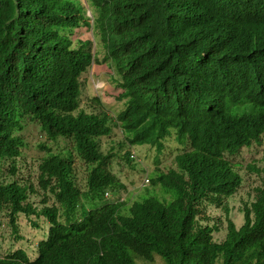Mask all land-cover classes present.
I'll return each instance as SVG.
<instances>
[{"label": "trees", "instance_id": "1", "mask_svg": "<svg viewBox=\"0 0 264 264\" xmlns=\"http://www.w3.org/2000/svg\"><path fill=\"white\" fill-rule=\"evenodd\" d=\"M89 2L99 54L118 70L115 82L122 90L123 107L114 116L106 110L96 115L68 114L78 104L74 103L80 92L76 77L92 58L90 53L70 49L73 29L92 25L78 1L73 5L69 0H0V166L19 153L23 141L14 133L21 127L20 117L33 116L34 104L41 105L45 94L52 95L56 108L64 112L54 124L65 131L76 127L79 149L87 155L83 158L107 176L103 184H113L115 176L99 160L94 143L100 133L110 131L107 123L113 120L153 143L176 127L181 146L177 169L154 180L160 188L132 203L126 214L119 211L125 203H119L92 210L85 221L64 226L51 213L54 225L48 239L39 243L38 259L13 251L0 256V264H140L137 259L151 264L157 256L164 264H264V167H250L261 178L253 188L254 198L242 207L240 227L228 217L225 238L216 241L219 227L210 224L213 217L208 214L215 207L229 215L228 199L244 181L225 157L243 145L261 143L264 126L258 121L252 127L242 107L213 113L204 96L208 86L216 90L221 75H239L219 62L231 57L241 60V36L263 32L264 25L225 19L243 0ZM197 15H205L198 29ZM221 25L234 35L230 53L205 40L206 33L217 32ZM62 29L67 36L59 35ZM263 42L264 34L254 36L243 52L247 57L255 55ZM41 47L54 53L48 74L32 60L41 54ZM168 95L171 102H183L189 124L157 113L156 101ZM69 163H60L61 168ZM52 164L54 170L60 168ZM61 170L55 174L61 176ZM5 192L0 189L3 217L13 206L8 197L3 199ZM58 198L70 211L78 193L61 192Z\"/></svg>", "mask_w": 264, "mask_h": 264}, {"label": "clouds", "instance_id": "2", "mask_svg": "<svg viewBox=\"0 0 264 264\" xmlns=\"http://www.w3.org/2000/svg\"><path fill=\"white\" fill-rule=\"evenodd\" d=\"M69 1L73 5L78 1L92 23L90 27L81 25L73 29L69 34L74 42L70 49L90 53L92 58L88 64L81 68L76 77V80L79 81L80 92L76 95L74 103L78 104L76 108L73 107L69 110L68 114L74 117L80 112L96 115L106 110L111 116H114L116 110L122 108L124 103L119 95L122 90L115 82L119 79L118 70L114 64L110 67V63L104 61L105 54L103 56L99 54L100 46L94 28V11L89 0ZM195 18L197 20L196 29H198L204 21L205 15H197ZM225 19L236 21L238 24L258 23L264 25V0H243L238 10L229 12ZM58 33L63 36L68 35L66 29H62ZM262 34L264 31L241 36L243 40L242 59L231 57L219 62L228 70L239 75H221L216 90L213 85H210L207 94L204 95L207 105L213 113L237 110L242 107V112L247 114V120L252 127L258 121L264 126V99L262 98L264 95V42L262 48H259L255 55L247 57L243 49L251 38ZM233 39L234 35L226 31L222 25L217 32L211 30L205 35V40L209 45L221 48L226 53H230L233 49ZM53 58L52 51L42 48L41 54L32 60L41 72L48 74L52 69ZM98 61L102 63H98ZM89 71L90 73H88ZM169 73L174 75L175 70L171 69ZM104 86L102 93L100 89ZM170 97L172 96L168 95L156 101L155 110L157 113L174 117V119L189 124L184 119L186 107L183 102L180 99L171 102L169 101ZM4 98L3 95V100ZM145 100L146 98L143 100V105ZM59 115H64L63 109L56 108L52 95L44 94L41 105L34 104L33 116L20 117L21 127L15 129L14 133L23 141L19 153L1 161L0 189L6 191L3 199L8 197L9 201L13 202V206L7 209L6 217L0 216V224L9 226L11 229V237L8 238L10 246L5 249L6 253L2 256L13 251H22L31 260H37L39 243L48 239L50 229L54 225L50 219L51 213H55L57 222L64 226L85 221L92 210L116 207L119 203H125L122 207L120 206L119 211L126 214V209L129 211L138 196V185L134 183L137 181L135 174L138 166L142 167L145 173L142 177L141 187L152 186L153 193L157 188H160L155 186L154 180L159 176L165 177L177 169L176 159L181 146L177 139L176 127L169 128L168 133L158 143H153L151 140L146 141L144 137L137 138L135 133L129 132L122 123L113 120L107 123L110 131L104 132V134L100 133L96 137L97 143H94L95 150L101 156L99 160L104 163L106 170L115 176L113 184H103V180L107 176L103 171L96 170V163H89L83 158L82 155L86 154L79 149L76 127L65 131L57 128L54 124V120H57ZM29 126L35 127L33 130L35 141L27 133ZM253 145L263 146L264 134L261 143L253 142L251 145H243L236 153L225 157L243 181L245 179L241 173V166L235 161V157L241 153L243 148ZM138 146H143V148L138 150ZM170 157H172V161L167 163L166 160ZM68 161H70L69 165H66L65 169L61 168L60 163L65 164ZM52 162L59 164L60 168L54 170ZM119 166L121 168L128 167L130 170V175H126L129 182L123 180L122 169L118 174L114 171L113 167ZM250 167L254 168L257 165L253 163L249 165V169ZM60 170L63 171L61 176L55 174ZM152 171L154 172L153 176H150ZM80 173L82 174L80 175ZM129 183H134L135 189L124 197L123 191L127 190ZM13 187L14 194L12 193ZM72 191L78 193V198L68 211L64 202L58 198V194ZM114 193L116 196L112 198ZM96 200H106L107 202L97 208L87 209ZM225 216L226 220L230 217L226 213ZM23 218L27 221L22 223ZM242 219L244 223V214ZM45 221L49 223L47 236H44V232L41 231V237L44 236V238L34 246V243H31L34 241L30 236L34 233L37 234L39 231L36 232V230ZM227 227L228 223L226 229ZM35 247L38 252L36 257L34 256Z\"/></svg>", "mask_w": 264, "mask_h": 264}, {"label": "rangeland", "instance_id": "3", "mask_svg": "<svg viewBox=\"0 0 264 264\" xmlns=\"http://www.w3.org/2000/svg\"><path fill=\"white\" fill-rule=\"evenodd\" d=\"M90 73V71L88 72ZM96 75L98 76V73H96ZM99 84V83H98ZM104 88L105 86L100 89V91L103 93L104 92ZM35 127L29 126L27 128V133H29L30 138L35 141L36 138L33 137V130ZM143 146H138L137 149L140 150L142 149ZM172 161V157L168 158L166 160V162L170 163ZM235 161L238 162V164L241 166V173L244 176V185L243 187L240 189V191L238 193H236L233 197L229 198L228 200V204L230 206V213L229 216L234 220V222L236 223L237 226H240L243 222H242V218H243V213H242V207L243 205L250 201L252 199V193H253V188L257 185L260 184V178L261 175H257L256 176V172H252L251 169H249V165H252L253 163H256L257 166H264V145L263 146H259V145H253L251 147H246L243 148L241 153L235 157ZM114 171L118 174L119 171H121V169L123 170V180H125L126 182H129L128 178H127V174L130 175V170L128 169V167H113ZM153 171L152 173H150V176H153ZM82 173H80L81 175ZM137 176V181L134 182L138 185V196L136 197V200H139L145 196H149L154 194L153 190H152V186H144L141 187V182H142V177L145 175L144 170L142 167H137V173L135 174ZM134 183H129L127 185V190L123 191V196L126 197L127 194H129L130 192H132V190L135 189V185ZM157 196H159L158 194H156ZM116 196V193L113 194L114 198ZM160 197V196H159ZM105 202H107L106 200H96L93 202L92 205H90L87 209L90 208H97L101 205H103ZM127 212V209H126ZM208 214L213 217V220L210 222L211 224H213L214 222H216L219 226V230L215 232L214 234V238L217 241H222L225 238L227 229V220H226V216L225 213L223 211H221L220 209H217L215 207H210L208 209ZM27 221L25 218H23L22 223ZM48 228H49V223L47 221L42 222L40 224V226L38 227V229L36 230V232H38L37 234L34 233L33 235L30 236V238H32L31 243H34V246L37 244V242L44 238V236H47V232H48ZM44 232V236H42V232ZM36 234V237L34 239V235ZM11 237V229L9 226L6 225H1L0 224V246H1V250H0V256L4 255L6 252L5 249L8 248L10 246V242L8 241V238ZM34 256L36 257L38 255V252L36 250V247L34 248ZM138 263L140 264H150L145 262V260L143 259H137ZM140 261V262H139ZM142 261V262H141ZM151 264H164V262L160 259L159 256L156 257V260L151 263Z\"/></svg>", "mask_w": 264, "mask_h": 264}]
</instances>
